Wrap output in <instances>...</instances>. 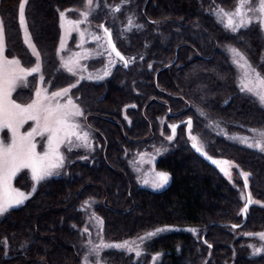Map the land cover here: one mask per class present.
Segmentation results:
<instances>
[{"label": "trees", "instance_id": "1", "mask_svg": "<svg viewBox=\"0 0 264 264\" xmlns=\"http://www.w3.org/2000/svg\"><path fill=\"white\" fill-rule=\"evenodd\" d=\"M82 1L27 0L29 29L45 52L57 44L59 12ZM234 1L132 0L117 14L123 23L132 13L142 25L127 32V40L112 33L117 50L135 60L127 67L120 61L123 66L89 83L91 90L81 95L92 104L86 113L102 147L86 159L67 155L64 174L47 178L24 205L0 216V264H80L81 204L86 198L96 200L95 212L104 221L108 241L166 229L145 241L140 257L104 251L106 264H149L157 253L154 264H264V253L252 255L249 247H261L264 241L244 235L264 232V205L252 203L242 213L244 177L238 172L232 185L216 165L194 153L186 136L185 120L191 118L192 132L204 140L207 155L231 160L248 173L247 192L264 203V152L225 137L264 129V107L240 91L226 51L228 45L236 47L264 76V37L255 24L232 33L214 14L215 7L227 9ZM19 2L0 0L1 17L14 34L9 47L18 53ZM99 20L108 25L106 17ZM80 90L73 89V94ZM122 109L130 124L120 117ZM173 124L175 136L155 163L157 170L169 174V184L159 191L138 187L129 153L158 144L160 128L169 133Z\"/></svg>", "mask_w": 264, "mask_h": 264}, {"label": "snow or ice", "instance_id": "2", "mask_svg": "<svg viewBox=\"0 0 264 264\" xmlns=\"http://www.w3.org/2000/svg\"><path fill=\"white\" fill-rule=\"evenodd\" d=\"M130 0H121L120 5L105 7L113 13H119L125 4ZM27 0H20L19 3V24L24 32V43L31 50V55L35 57V62L32 66H25L22 61L13 56L9 58L5 54V32L3 21L0 20V216H4L10 210L20 207L25 204V201L32 196L37 185L45 181L47 178L54 175H59V170L66 164V157L61 150L62 146H66L67 151L71 152L74 148L91 149V133L87 131L81 123V118L86 119L84 110L80 104L77 103L70 94L71 90L76 87L80 80L85 79L83 73L86 68L80 64V60L90 55L89 49H84L82 53H73L67 59L60 57V66L73 77H77L76 83L69 84L67 87L59 88L56 91H51L47 88L36 87L34 97L28 103H18L13 99V92L20 87L28 86V78L34 73L40 74V83H45V78L42 73L41 53L36 45L32 42L25 17V7ZM99 3L96 0H84L83 9L79 10H65L60 11V27L64 29L66 34L76 32L81 38L80 47L90 37L96 42L98 48H103L104 52L101 55L107 54L109 57V64L115 63L112 59L114 56L127 67L130 62H134L135 58H126L117 50L116 44L113 42L112 32L104 24H100L98 29L102 30V35L98 32L90 31L91 18L98 12ZM76 11L79 19L70 20L66 16V12ZM217 22L232 32L238 33L240 29L249 28L253 22L259 24L260 28L264 30V0H257L255 4L251 0H237L236 7L232 11L218 8L214 13ZM116 18L115 16L113 17ZM87 25L88 27H81ZM142 25L136 24L132 16L128 17V22L120 33L123 38L124 32H130L133 28H141ZM64 37L61 38L60 48L57 50L58 54L64 50ZM227 53L232 58L233 65L242 69L240 78V91L254 96L258 102L264 106V76L256 72L247 58L239 49L228 46ZM143 60V56L140 57ZM152 67L151 64L148 65ZM109 75L108 71L104 72V76ZM87 79H93L91 75ZM97 80L103 79V76L95 77ZM50 83V82H49ZM200 111V110H198ZM200 116L207 119L206 114L200 111ZM32 121V125L28 131H22L24 125ZM211 123V122H210ZM173 135H175L177 126L175 124L169 125ZM189 130V139L192 141V147L204 156H207L202 144L198 142L196 136L191 134L192 120L187 121ZM6 130V131H5ZM252 137H231L233 140H238L240 143L246 144L248 148H256L264 152V129H250ZM43 139V151L37 150L36 138ZM173 136L168 139L172 140ZM159 151V150H157ZM141 162L145 156L144 153L138 154ZM86 159V157H81ZM212 164L220 167L221 172L228 175V170L224 165H231L230 161H218L210 156H207ZM151 161V157L148 158ZM29 170L31 180L33 182L30 192L21 191L20 188L13 186V179L17 174L23 170ZM244 177V187H248V173H240ZM153 179L151 186L153 188H163L169 181V174L167 172H155L152 170ZM144 183H149L146 179ZM254 203L251 198V193L247 194L246 203L241 209L242 213H246L248 206ZM92 202L85 201L81 210L91 208ZM89 221L94 222L98 232L96 243L91 238L88 228L85 227L82 231L87 234V239L82 243L84 255L82 257V264H104L102 253L105 250L117 249L126 251L128 253L134 252L136 257L143 254V243L145 240L156 236L158 233L164 232L166 229L158 228L153 232H148L144 236L136 240H125L121 243H107L103 240L100 233L103 231L104 221L102 218L92 212L89 215ZM236 228L237 225H232ZM195 232V229H189ZM247 236H257L261 241H264V232L262 233H245ZM207 243V241H205ZM3 245L7 248V240L3 241ZM211 247V245H209ZM252 248V255L264 253V245L257 248L255 245H249ZM159 253L153 256V261L156 260Z\"/></svg>", "mask_w": 264, "mask_h": 264}, {"label": "rangeland", "instance_id": "3", "mask_svg": "<svg viewBox=\"0 0 264 264\" xmlns=\"http://www.w3.org/2000/svg\"><path fill=\"white\" fill-rule=\"evenodd\" d=\"M131 1L132 0H130L129 3H131ZM96 2L99 3L100 7H99L98 12H96L91 18V25H90L89 30L98 32V34L102 35L103 34L102 30L98 29V26L101 24L99 17L104 16L108 20V25H106V27L109 28L112 33H115V37L121 38L120 33L124 29V26L127 24L128 17L132 16L134 18L133 14L128 13L126 15L125 21L122 23L117 19L118 13H113L109 10V8L105 7V5H109V6L120 5L121 0H118L116 2L109 1V0H96ZM256 2H257V0H251L252 4H255ZM129 3L125 4L122 7V9L123 10L126 9V7L129 5ZM236 4H237V0L234 1L233 4H231V6L229 8H227V9L223 8V9L227 10V11H232L236 7ZM83 7H84V0L82 1V3L80 5H78L76 7H70V8L64 9L62 11L79 10V9H83ZM218 8H221V7H219V6L215 7L214 13L216 12V10ZM1 11L2 10L0 7V20L3 21L4 32H5V54L9 58H11L13 56L19 58L25 66H28V67L32 66V64L35 62V57H33L31 55V50L24 43V32L21 29L20 24H19V4L17 5V8H16L17 24L15 25V29L17 31L16 32L17 35L19 34L20 38H21L22 52H20V53H18L16 51V49H12V47H9V44L12 43V37L14 34H13V31L11 30V27L7 24V22L5 23V21L1 17V13H2ZM25 14H26V10H25ZM66 16L70 20L79 19L78 13L76 11H68V12H66ZM114 16L116 17L115 19L113 18ZM25 17H26V15H25ZM26 23H27V27H28V31H29L31 40L36 45L37 49L41 53L42 73H43L44 78H45V83L41 84L40 83V74L34 73L33 76L28 78V86L27 87L17 88V90L15 92H13V94H12L13 99H15L18 103L30 102L31 99L34 97V92H35L36 87L47 88L49 90V92H51V91H56L62 87H67L69 84L76 83L77 77H73L72 74L68 73L66 70L61 68L60 57L63 56L65 59H67L73 53H82L84 49L90 50V55H87L85 58L80 60V64L86 68V71L83 73V75L85 76V79L80 80V82L76 85V87L73 88V89L81 88L80 93L78 95H74L73 89H72L70 94L73 96V99L77 103H79L81 108L84 110V114H85L86 119L81 118V123L84 125L85 129L91 133L92 148L91 149L74 148L73 151H71V152L67 151L66 146H62V149H61L65 154L66 161H67V155H69V154H77L78 153L81 155V157H88V155H90L95 149L101 148L102 145H101L100 139L95 135L94 130H92V127L90 125L89 115L86 113L87 111L90 112L89 110L91 108H93L92 104L88 100L86 101V100L82 99L81 95L83 93L84 96H87V94H85V93L87 91L89 92L91 90V87H89L90 86L89 83L100 82L101 80H103L104 78L109 76L111 71L114 68L120 67L123 65L114 56V54H113L112 59L115 61V63L109 64V57L107 56V54H103V55L99 54V53H103L104 49L98 48L96 42L93 41L90 37H88L86 42L83 43V46L80 47L79 45L81 44V38H80L79 34L76 32H72L71 34H66L64 29H62L60 27V24H61L60 16L58 18V29L59 30H58V36H57V44L54 46V48H53L54 50L51 49V51H48V49H47V52H45L46 48H43L42 46L39 45V43H37L35 33H31V30L29 29L30 28L29 27L30 22L27 18H26ZM253 24H255L256 26L259 27V29H260L263 37H264V30H262L260 28L259 24L256 23L255 21L253 22ZM81 27L83 28V27H88V26L87 25H81ZM134 29L135 28H133L132 30H134ZM126 36H127V32H124V35H123L124 40L125 39L127 40ZM62 37H64V41H65L64 50L58 54L57 50L60 48ZM228 46H232V45H228ZM227 47H226V49H227ZM227 55L229 57L230 63L232 64L233 68L235 69L237 84L240 88V78H241L243 70L238 68L237 66L233 65L232 58L230 57V55L228 53H227ZM243 55L245 56L244 53H243ZM130 57L133 58L132 56H130ZM247 61L251 64L252 68L255 69L256 72H259L256 69V67L248 60V58H247ZM131 63L132 62H130L129 65ZM105 71H108L109 75L104 76ZM89 75H91L93 77V79H87V77ZM260 75L263 76L261 73H260ZM97 76H103V79H101V80L95 79V77H97ZM245 94L256 99L254 96H252L250 94H247V93H245ZM256 101L258 102L257 99H256ZM262 107H264V106H262ZM90 116H93V114L91 113ZM120 117L125 120L126 124H130V118L127 115L125 109L121 110ZM185 122H187V121L185 120ZM32 123H33L32 121H29L28 123H26L24 125L23 129H21V130L22 131H28L30 129V126L32 125ZM160 125H162V124H160ZM191 134L193 136L197 137L198 142L200 144H202V145L204 144V140L201 138V136L195 132L193 133L192 129H191ZM159 135L162 137V139L160 141H158V144L152 143V144L146 145L145 147L137 148L136 150L130 152L129 156H128V158H129L128 159V165H129L130 171L132 172L135 184L138 187H146V188H149V189L154 190V191H159V190L164 189L170 182V176H169V181L163 188L157 189V188H153L151 186V181L153 179L152 170L154 169L155 172H162V171H159L155 168L156 160L158 157H160L161 155H163L165 153L169 142L172 141V140H169L168 137L173 136V138H174V136H175V135H173L171 128L169 130V133H164L162 131V129L160 128ZM252 135H253L252 133L250 136H244V135H239V134H234V135L233 134H227V135H225V137L228 138L229 140L235 142V143H238L240 145L247 147L246 144L240 143L238 140H233L231 137L237 136V137H249V138H251ZM186 136L189 139V130H188L187 126H186ZM36 141H37V150L43 151V147H42V144L44 142L43 139L41 137H37ZM190 142L192 143L191 140H190ZM252 149H256V148H252ZM157 150H159V151H157ZM256 150H258V149H256ZM140 153L145 154L142 162H141V158L138 156V154H140ZM149 157L152 158L151 161H149V159H148ZM214 159L218 160V161H225L226 160V161L231 162V165H224V167L228 170V175H225L224 172H221L220 167L217 165L216 166L218 167L221 174L232 185H234L236 183V180H238L237 179L238 172L241 173L240 170L236 167V165L231 160H228L226 158H216V157H214ZM64 173H65V166L59 170V175H54L52 177L60 176ZM146 179L149 181V183H147V184L144 183V180H146ZM32 185H33V182L31 180V174H30L29 170H27V169L21 170L17 174V176L13 179V186L20 188L21 191L30 192L32 189ZM89 200L92 202V207L91 208H85L84 210H82L84 223H83L81 229L79 230L80 239L78 241V248H79V251L81 254L80 264H82V257L84 255V249L82 248V243L85 239L88 238L87 234L82 235V231L85 227H87L89 233H91V238L96 243H99V239H97L98 229H97L94 222L89 221V215L92 212H94L95 215L98 216L95 212V206H96L97 202L93 198H86L82 202L81 207H82V205H84L85 201H89ZM252 200L254 201V204H260L262 206L264 205L263 202H260V201L254 200V199H252ZM259 233H262V232H259ZM100 235L102 236L103 240L107 243H121V242L125 241V240H123V241H108L105 239V237L103 235V231H102V233H100ZM254 237L257 241L263 242L257 236H254ZM128 240L129 241L136 240L137 242H139L138 238H133V239H128ZM145 241H144V243H145ZM142 247H143V252H144V246L142 245ZM257 248H259V246ZM112 250H117V249H112ZM132 254L135 255L134 252H132ZM155 261H153V258H152L149 264H154ZM104 264H106L105 261H104Z\"/></svg>", "mask_w": 264, "mask_h": 264}, {"label": "water", "instance_id": "4", "mask_svg": "<svg viewBox=\"0 0 264 264\" xmlns=\"http://www.w3.org/2000/svg\"><path fill=\"white\" fill-rule=\"evenodd\" d=\"M191 148H192V150L194 151V153L198 156V157H200L204 162H206L208 165H210V166H214L215 164H212V162H211V160H209L208 158H207V156H204V155H202L201 153H199V152H197L193 147H192V144H191ZM244 189H245V197H247V194H248V192H247V190H246V188L244 187ZM245 203H246V201H245ZM245 214V213H244Z\"/></svg>", "mask_w": 264, "mask_h": 264}]
</instances>
